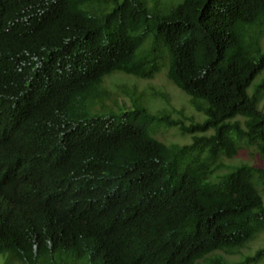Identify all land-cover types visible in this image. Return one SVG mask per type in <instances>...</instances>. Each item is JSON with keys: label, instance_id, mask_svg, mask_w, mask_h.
I'll return each mask as SVG.
<instances>
[{"label": "trees", "instance_id": "1", "mask_svg": "<svg viewBox=\"0 0 264 264\" xmlns=\"http://www.w3.org/2000/svg\"><path fill=\"white\" fill-rule=\"evenodd\" d=\"M263 99L264 0H0V264L261 263Z\"/></svg>", "mask_w": 264, "mask_h": 264}, {"label": "rangeland", "instance_id": "2", "mask_svg": "<svg viewBox=\"0 0 264 264\" xmlns=\"http://www.w3.org/2000/svg\"><path fill=\"white\" fill-rule=\"evenodd\" d=\"M123 86L131 89L135 88L138 94L142 93L145 96L146 102L153 108V111L166 109L172 112L175 118L182 120H185L184 117L194 116L198 118L197 113L190 106L189 97L168 80L167 69L163 66L152 79L148 80H139L123 74H116L105 80L106 89L112 92L115 98H119L123 104L129 106L131 103L130 99L118 90V88ZM154 91L165 94L166 101H162L161 99L149 100L150 94ZM261 107H264V99L261 102ZM185 122L187 123L186 120ZM155 135L157 139L165 143H179L182 145L190 142L189 137L182 136L174 128H159ZM253 150L243 147L235 158L232 160L224 159L223 162L228 166H236L241 163L258 164V156ZM263 247L264 233L249 243L246 248L242 249L239 255L233 256V260H240L247 255H252L256 250ZM259 264H264V260Z\"/></svg>", "mask_w": 264, "mask_h": 264}]
</instances>
